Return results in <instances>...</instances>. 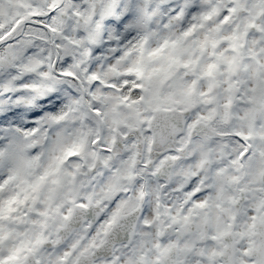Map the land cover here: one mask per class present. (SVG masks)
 I'll return each mask as SVG.
<instances>
[{
	"label": "snow or ice",
	"instance_id": "snow-or-ice-1",
	"mask_svg": "<svg viewBox=\"0 0 264 264\" xmlns=\"http://www.w3.org/2000/svg\"><path fill=\"white\" fill-rule=\"evenodd\" d=\"M160 2L168 5L160 32L149 28L137 40L112 49L117 56L107 71L88 70L94 88L102 85L111 91L85 89L84 96L72 101L75 109L48 117L56 124L74 111L80 120L91 117L113 133L110 141L99 134L90 140V132L82 129L72 148L34 181L26 182L23 198L19 192L4 197L12 177L0 176V264H95L100 255L109 256L110 264H120L123 257L106 241L119 219V207L99 226L89 223L70 240L62 238L93 200L77 195L80 165L68 172L64 168L91 143L104 154L92 152V156L111 170L112 153L129 133L148 134L143 138L149 152L151 145H167L158 161L144 162L157 173L193 154L199 158L184 173L195 180L184 192L182 205L165 209L168 223L145 247L133 249L127 264H264V0H176L175 6L174 0ZM151 3L144 0L145 7L137 10L145 27L156 14L148 7ZM115 9L114 0H0V72L10 68L16 73L7 81L0 78V109L10 102L6 97L18 104L25 92L37 89L27 74L49 76L40 56L48 50L34 43L46 44L44 33L59 36L63 44L55 46L70 51L83 42L71 33L84 29L90 39L91 26L99 28ZM26 19L39 24L44 33L25 34L20 44L5 48ZM4 20L10 21L7 28ZM24 49L37 55L18 63ZM60 75L76 77L64 69ZM203 130L208 135H202ZM37 131L0 128L11 139L4 144L6 137L0 136L8 159L19 163L32 147L24 137ZM137 148L132 143L128 160L121 161L128 165L129 175L137 163ZM4 155L0 151V158ZM25 166L30 167L31 161ZM234 173L250 179L242 181ZM111 179H120L119 170ZM21 206L27 209L24 214ZM53 218L58 222L49 230ZM25 222L30 227L24 232L12 227ZM153 223L143 220L145 228Z\"/></svg>",
	"mask_w": 264,
	"mask_h": 264
},
{
	"label": "clouds",
	"instance_id": "clouds-1",
	"mask_svg": "<svg viewBox=\"0 0 264 264\" xmlns=\"http://www.w3.org/2000/svg\"><path fill=\"white\" fill-rule=\"evenodd\" d=\"M114 2L116 4L114 14L101 21L99 28H96L95 25L91 26L90 39L89 31L84 29L71 33L74 38L83 42L72 47L70 51H65L63 47L58 49L55 45L63 44L59 40V36L44 33L40 25L31 22L30 19H26L24 23L20 24L18 30L6 41L5 48L9 43L20 44L26 38L25 34L44 33L47 43L43 44L39 41L34 43L48 50L46 53H40V56L45 61L43 70L47 71L49 76L42 78L36 73L27 74L29 81L35 83L37 89L25 92L22 102L18 104L12 101V97H6L10 102L0 109V128H19L29 133L32 132L33 127L38 130L35 135L24 137L32 147L24 152L19 163L8 159L7 150L0 145V151L5 153L0 158V176H4L6 179L12 177L5 185L4 197L19 192L23 198L28 191L26 182L34 181L57 158L72 148L82 129L90 132V140L99 134L106 142L110 141L113 133L107 126L97 124L91 117L87 120H80L79 113L74 111L69 113L68 118L59 124L51 122L48 117L68 112L70 107L75 109L76 106L72 101L84 96L85 89L95 91L98 88L101 94L111 91L104 89L102 85H96L94 88L93 82L87 79L88 70L100 71L103 69L107 71L108 66L115 63L114 58L117 56V53L112 49L122 48L137 40L149 28L152 31L160 32L162 25L167 22L166 9L168 5L162 4L160 0H152L148 6L156 14L152 16L147 27L140 18L141 14L137 12L138 9L145 7L144 0H114ZM175 2L176 0H174L173 6H175ZM82 7H86V5L82 4ZM125 8H127V12L124 11ZM124 16H128V19H124ZM3 23L7 28L10 21L4 20ZM126 25L134 26L126 27ZM85 50L90 51L85 54ZM36 55V52L24 49L20 51L18 63H26L28 57ZM49 56H51V60H49ZM49 63L54 66L47 67ZM94 65L95 68H93ZM62 69L75 73L76 77L70 79L60 75ZM15 74L12 69L5 68L0 72V78L7 81ZM222 127L225 131L229 130L227 125ZM146 135L148 134L129 133L128 140H121L112 153L111 170L105 169L101 161L92 156V152H97L101 156L104 154L100 153L99 146L91 143L82 156L66 162L65 172L75 170L74 166L80 165L79 175L75 182L77 195L81 198L92 196L93 200L88 212L79 219L77 224L71 226L72 231H69L67 236L61 234L64 240H70L79 229L86 228L89 223L99 226L119 207V219L111 229L109 236L106 237V241L109 248L116 250V255L123 257L120 264H127L128 256L132 254L133 249L145 247L155 238L156 231L168 223L165 209L182 205L184 192L190 190V185L195 180V177L186 178L184 173L189 169V166L196 164L199 157L193 154L171 163L157 173L154 167H145L144 162L146 160L158 161L159 153L165 152L167 145L159 143L151 145L152 150L149 152V144L143 138ZM202 135H208V131L203 130ZM0 136L6 137L4 144L11 142L8 134L0 133ZM132 143L137 144L139 155L137 163L129 175L128 165L122 164L121 161L128 160L131 155L130 146ZM28 161H31L30 167L25 166ZM117 170H119L120 179L112 180L111 177L116 174ZM234 174L241 175L242 181L250 179L241 173ZM181 185H183V190H180ZM65 186L71 187L67 183ZM96 201L100 203L97 205ZM85 202L88 201L85 200ZM28 203L31 206V200ZM26 211L27 209L21 206V214ZM157 212H160L159 217L156 215ZM96 213L99 215L93 219ZM23 218L25 221L29 219L28 216H23ZM144 218L154 221L150 229L145 228ZM57 222L55 218L50 219L48 221L49 230H52ZM12 227L17 231L24 232L29 229L30 225L25 222L13 224ZM209 227L213 226L209 225ZM95 264H110L109 256H98Z\"/></svg>",
	"mask_w": 264,
	"mask_h": 264
}]
</instances>
